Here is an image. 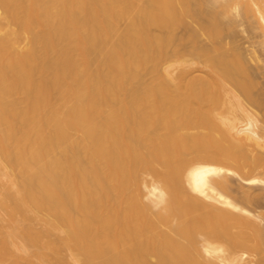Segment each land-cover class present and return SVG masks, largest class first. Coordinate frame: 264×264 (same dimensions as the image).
Returning a JSON list of instances; mask_svg holds the SVG:
<instances>
[{
	"label": "bare ground",
	"instance_id": "6f19581e",
	"mask_svg": "<svg viewBox=\"0 0 264 264\" xmlns=\"http://www.w3.org/2000/svg\"><path fill=\"white\" fill-rule=\"evenodd\" d=\"M201 1L0 0V249L16 264L64 249L77 264H264L258 217L223 194L233 167L264 169L247 144L262 138L244 101H258L224 42L230 8ZM171 54L204 77L161 72Z\"/></svg>",
	"mask_w": 264,
	"mask_h": 264
},
{
	"label": "rangeland",
	"instance_id": "374dc122",
	"mask_svg": "<svg viewBox=\"0 0 264 264\" xmlns=\"http://www.w3.org/2000/svg\"><path fill=\"white\" fill-rule=\"evenodd\" d=\"M260 1L261 0H255V1H251L250 2V1H246V0H241V1L239 0V2H240L238 4L239 7L237 6L238 10H239V11L237 10L238 12L235 11V9H234V8H236L235 7L236 5L235 4H233V5L231 4V6H230L229 5L230 2L227 4V5H229V7L228 6L224 7V6H222V5H224V1L223 0H217V1L216 0H204V1L202 0L201 1V5H202V3H203V5L204 4H207L208 6L210 5L211 7H214L215 9H217L216 11L219 12V13H223L224 12L223 10H226L225 12H227V10L230 8V10H228V12H227L228 16H227V13H226L225 14L226 16L225 17L223 16V20H224V22H226V25H228V31H229L228 34L230 35V33H232L233 37H232V35H230L232 38L231 39H227V41H224V42L227 43L226 44L227 48H229V46L232 47V45L233 46L235 45L239 49V53L244 58V66H245V70L247 71L246 79H247V81H249V83L252 84L250 90H251V92L253 94V97L258 101L256 104L244 101V105H246V109L253 115L254 120L256 121V131L259 133V135L262 138L260 145H255V144H253L251 142H247L249 150L251 152V156L250 157H252L254 159L256 158L255 160H258L257 158L264 159V146H263V144H264V134H263V137H262V132L264 133V21H262L260 19L262 14L257 12L258 8L260 10V5H261ZM209 2H210V4H209ZM214 2H216V3H214ZM232 3H234V1ZM231 7H233V8H231ZM253 8H254V10H253ZM246 10H248V11H246ZM260 11L262 12V10H260ZM243 12H245V14ZM247 12H248V14H247V16H245ZM241 14H242V16H241ZM243 15H244L245 18L243 17ZM238 18H239V20H238ZM193 24H192L193 27L196 28L195 26H197V24H195V23H193ZM248 26H250L249 29L252 27V28H255V30L254 29H250V30H252V31H250L249 29H247ZM121 27H122L121 28V30H122L124 28V25H122ZM229 28H230V30H229ZM196 29L200 30L199 26H197ZM178 33L183 35V34H186V31L183 30L181 32L179 31ZM203 41H205V42H203ZM203 41H202L203 44L205 43V45H208L207 43H209V42L206 43V41H208V40L204 39ZM20 47H22V48L27 47V40H22L21 43H20ZM183 56L185 58L184 57L182 58L181 55L178 56V55L171 54L170 57L168 59H166L167 61L164 60L165 62L162 61L163 63L160 64V65H162V66L159 67V68L162 69L161 72H163L165 74V71L168 68H170V69L167 70V72L168 73L170 72L171 75L174 74L175 77H176V75L178 76L181 73V71L184 70V68H185V70L187 69L188 71H190L191 68L193 67L192 68L193 72H190V73L187 72V73H189V76L191 78H194L195 76L199 77L201 75L202 76L205 75L204 72H202L203 73L202 74L200 70L198 71V69H201V68L197 69V67H198L197 64L196 65L194 64L195 66L192 65V60H191V66L192 67H190V69H188V66H190V64L187 63V62L191 59V57L187 58V54H183ZM178 59L182 60V61H184V59H186L188 61L183 62V64H181V62L172 63V62L177 61ZM178 63H180V64H178ZM170 64H172V66ZM184 64H186V66H184ZM167 65L169 67H167ZM164 69H166V70H164ZM161 72H159V73L163 74ZM149 73H147V72L144 73V75H145L144 79L147 82L148 81H152L151 80L152 77L154 78V76L151 75V73L150 74ZM189 76L187 75V78ZM190 77L188 79H191ZM259 103L260 104L262 103V104L260 105ZM220 112H218V113H220ZM239 119L242 122H244V123L240 122V125L243 124L242 127H245L244 126L246 124L245 118H243V116H241ZM254 159H252V160L254 161ZM262 161H263L262 162V164H263L264 160H262ZM231 170H234L235 175L232 172L233 175H226L225 178L223 176V179H226L228 181L227 182V187L223 189V194L226 197H228L230 200H232L241 209H243L246 212H249L251 215H253V217H255V216L258 217L259 219L257 218L256 221L258 223H260L262 225V227L264 228V186L263 185L249 186V185H246V183H245L247 178H250L251 176L252 177H255V176L257 177L258 176V177L263 178L264 177L263 176L264 175V169L256 170V171H253L252 173H251V171L249 172L248 169L245 172H241V173H240V171L237 172L238 169L237 168L234 169V167ZM244 176L246 177V179H244ZM142 180H143V182L140 185V189L142 188L141 189V191H142L141 194L143 195L142 200H143V202L148 203L149 205H151V208L154 207V209L152 208L153 211H157L159 209L158 206H157V202L154 203V201H157L156 198L152 197V198L148 199V197L146 195L147 191L150 189V187L152 185H154V184H157L155 182L156 180H154L153 176L151 174H149V173H143L142 174ZM158 185H155V186H158ZM246 196H248L247 197L248 199H246L248 202L245 200ZM42 214H45V213H42ZM3 220L4 221H3L2 226L4 228L6 227L7 229H11L13 226L18 224L17 222H18L19 219L16 220V222H15V220L13 218H10L6 214H4V219ZM22 220H24V219H22ZM29 220H31V219H28L25 222L22 221L19 224L22 225L23 227L26 224V226H25L26 229L28 228V226H27L28 224L30 225V227L28 229H32V228L36 229V230L37 229L38 230L42 229V227H43L42 221H40V220L39 221H36V220L35 221H32V220L29 221ZM27 222H28V224H27ZM29 222L32 223V224H30ZM22 226H20V228H22ZM31 226H33V227H31ZM21 230H22L21 232L24 231L23 229H21ZM54 237H52V239L53 240H57V237L56 238H54ZM0 250H1L0 251L1 252L0 256L1 257L0 258L2 260V261L0 260V264L1 263L2 264H16L17 260H15L16 259V257H15L16 255L14 253L11 254L8 251H4L2 249H0ZM33 250H35V252L37 251L34 248V249H32L33 253H34ZM64 250H61L57 254L56 253H52V254H54L53 255L54 258L52 257V255H50L53 258V260H51V258H49V260H47V263L48 264L49 263L50 264H77L73 260L72 252L71 251L69 252V250H65V251ZM4 253H6V254H4ZM59 253H61V254H59ZM55 254H56V256H55ZM7 255L9 257L12 256L13 259L9 258ZM5 256H6V258H4ZM248 259H250V260L248 261ZM152 261L155 262L156 260L152 259ZM244 262L246 264H258L257 260L255 259V257L253 255L249 256V254L245 256ZM82 264H84V263H82Z\"/></svg>",
	"mask_w": 264,
	"mask_h": 264
}]
</instances>
